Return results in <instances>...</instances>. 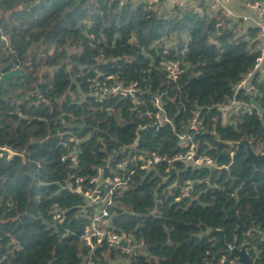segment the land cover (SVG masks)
I'll return each instance as SVG.
<instances>
[{"label":"trees","instance_id":"trees-1","mask_svg":"<svg viewBox=\"0 0 264 264\" xmlns=\"http://www.w3.org/2000/svg\"><path fill=\"white\" fill-rule=\"evenodd\" d=\"M120 2L0 0V76L21 71L0 85V146L16 153L0 155V264H82L89 253L80 241L86 221L74 212L85 198L63 187L100 170L103 178H127L112 194L110 219L116 232L143 239L145 253L119 258L102 247L95 259L219 264L236 258L221 244V230L228 245L247 238L264 264V162L255 167L244 147L231 145L249 139L264 151V116L255 109L223 123L216 108L256 64V45L247 39L255 29L244 33L218 12L165 18L152 5ZM171 60L184 68L176 79L162 64ZM260 74L252 82L264 108ZM110 75L137 82L142 103L97 96L91 81ZM155 96L176 130L169 123L142 130L133 147L138 128L153 123ZM237 98L251 101L243 92ZM198 109L203 124L194 140L215 167L175 161L168 172L162 163L133 174V164L118 167L130 152L174 158L183 150L175 132ZM74 148L80 150L76 167L62 159ZM188 179L194 193L177 201V185ZM55 205L68 209L62 225L54 220Z\"/></svg>","mask_w":264,"mask_h":264},{"label":"built area","instance_id":"built-area-1","mask_svg":"<svg viewBox=\"0 0 264 264\" xmlns=\"http://www.w3.org/2000/svg\"><path fill=\"white\" fill-rule=\"evenodd\" d=\"M124 1H131L138 5L145 3L156 7L158 10L163 9V13H160V10L159 13L165 18H173L186 11L198 16H204L208 13L216 14L218 12L223 17L229 18L236 23L247 24V29L250 27L254 28L255 33L253 37L247 35V39L256 45V52L258 53L256 64L237 85L232 87L233 97L225 105L216 106V108L222 114L223 123L229 122L233 115L239 113L252 114L255 109L257 110V114L264 116V108L263 111H260L251 101L237 98L239 92H243L247 97L250 95L251 100L255 98L256 87L252 79L257 71H261L264 74V0H121L120 3L123 4ZM237 1H240L241 8L248 9L254 14L237 11L233 7V4ZM162 64L166 66L169 75L173 79H176L184 70L180 60H171ZM90 85L99 97L117 96L131 99L136 105L142 103L139 96L144 92L137 82L126 84L122 81L113 80V76L110 75L104 76L102 79L95 78L91 81ZM153 106L156 109L155 114L158 116L161 125L169 123L176 130L173 122L168 119L167 111L163 107L159 96H155ZM208 109L210 108L208 107ZM202 124L203 120L198 109L194 112L193 117L188 120L187 126L183 130L175 132L183 150L174 158H167L148 151L130 152L126 155L124 163L120 162L118 167L123 168L129 164H133L134 168L129 170V174H133L134 169L138 166L141 169H148L162 163L168 164L166 168V172H168L170 166L175 161H185L193 167H215L216 161L213 158L207 154L198 153L194 140V132H197ZM79 153L80 150L74 148L62 159L70 160L72 165L76 167L79 164ZM108 159H112V155L108 156ZM102 175L103 170L99 171V175L88 179L74 176L75 180L67 182L63 187L71 193L85 198V204L77 206L74 212V218H85L86 221L84 230L80 234V241L82 245L89 248V253L82 264H106L101 259H95L96 250L102 247L114 250L119 258L145 253V242L143 239L138 238L133 231L116 232L110 219L109 206L113 203L112 194L117 186L127 183V178L116 175L111 179L103 178ZM85 181L88 182L87 188L84 185ZM177 186L180 191V197L176 198L177 201H180L181 197H190L194 193V182L190 179ZM67 211L68 209L55 205L52 210L54 220L61 225L64 224L67 218ZM241 244H245L253 256L258 255L257 252L253 254L256 246L251 245L247 238H244ZM241 244L229 246L232 248ZM219 264L241 263L238 262L237 258L228 259L223 257Z\"/></svg>","mask_w":264,"mask_h":264},{"label":"water","instance_id":"water-1","mask_svg":"<svg viewBox=\"0 0 264 264\" xmlns=\"http://www.w3.org/2000/svg\"><path fill=\"white\" fill-rule=\"evenodd\" d=\"M39 0H36V2H38ZM28 7V5H26ZM222 25H219V30L221 29ZM21 74V71L19 68L10 70L6 73H3L0 76V85L2 83H4L5 85H7V80L13 76H18ZM251 102L260 110L263 111V108L260 106V104L258 103V101L253 98L251 100ZM151 118L153 120L152 124H147L145 126H140L137 130V138L135 139V142L133 143V147H136L138 145L139 139H140V131L142 130H147V129H156L161 127V123L160 120L158 118V116H156V114L152 113L151 114ZM231 145L233 147H244L246 149L247 152V156L248 158H250L254 164L255 167H258V165L262 162H264V151L258 149L255 150L253 147V140H249V139H242L240 141H236V142H232ZM16 153L13 152L12 150H10L7 147H1L0 146V155H8L9 157L14 156ZM219 233L221 235V239L220 242L223 245V247L225 249H228L231 253H233L238 262H240L241 264H263L261 262V259L259 257V255H252L250 253V251L248 250V248L246 247L245 244H241L240 246H233L232 248H230V246L228 244H226L224 242V239L222 237L223 232L221 230H219Z\"/></svg>","mask_w":264,"mask_h":264},{"label":"crops","instance_id":"crops-1","mask_svg":"<svg viewBox=\"0 0 264 264\" xmlns=\"http://www.w3.org/2000/svg\"><path fill=\"white\" fill-rule=\"evenodd\" d=\"M233 7L237 10V11H240V13L242 12V13H247V14H254L252 11H249L248 9H244V8H241V6H240V1H237V2H235L234 4H233ZM241 29H242V31H244V33L246 32V30H247V24H241Z\"/></svg>","mask_w":264,"mask_h":264},{"label":"rangeland","instance_id":"rangeland-1","mask_svg":"<svg viewBox=\"0 0 264 264\" xmlns=\"http://www.w3.org/2000/svg\"><path fill=\"white\" fill-rule=\"evenodd\" d=\"M159 10H160V13H163V11H164L163 9H159ZM168 44H171V42H168ZM260 76H262L264 78L263 72H261ZM106 258H107V260H108L109 263H113L114 262V261H112V259L110 258V256H107Z\"/></svg>","mask_w":264,"mask_h":264}]
</instances>
